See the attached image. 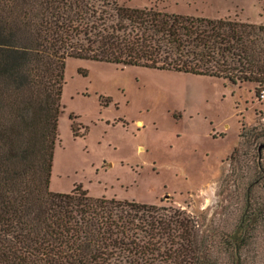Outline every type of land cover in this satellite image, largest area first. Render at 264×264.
<instances>
[{
	"label": "trees",
	"instance_id": "1",
	"mask_svg": "<svg viewBox=\"0 0 264 264\" xmlns=\"http://www.w3.org/2000/svg\"><path fill=\"white\" fill-rule=\"evenodd\" d=\"M66 58L264 89V23L119 0H0V264H264V202L215 241L172 205L49 189Z\"/></svg>",
	"mask_w": 264,
	"mask_h": 264
},
{
	"label": "rangeland",
	"instance_id": "2",
	"mask_svg": "<svg viewBox=\"0 0 264 264\" xmlns=\"http://www.w3.org/2000/svg\"><path fill=\"white\" fill-rule=\"evenodd\" d=\"M119 2L264 23V0ZM56 133L51 191L81 184L94 196L172 205L215 241L240 233L264 202V89L254 82L66 58Z\"/></svg>",
	"mask_w": 264,
	"mask_h": 264
}]
</instances>
